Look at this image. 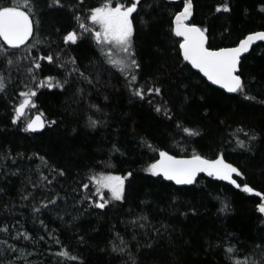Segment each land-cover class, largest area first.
<instances>
[{
    "label": "trees",
    "instance_id": "obj_1",
    "mask_svg": "<svg viewBox=\"0 0 264 264\" xmlns=\"http://www.w3.org/2000/svg\"><path fill=\"white\" fill-rule=\"evenodd\" d=\"M12 2L0 0V4L9 6ZM51 2L37 0L44 9L37 35L43 41L55 42L51 47L42 43L32 49V56L48 53L54 56L51 65L41 62L38 79L47 76L63 79L65 70L57 67L60 61L55 59L61 48L65 50L61 60L75 57L80 70L96 79L89 85L78 77L70 78L71 86L63 91L39 89L34 98L36 107L27 109L21 122L13 124V109L22 100L19 92L26 90L24 84L34 85L24 71L29 64L27 59L19 61V71L12 70L7 94H0V157L7 154L15 159V163L12 159H0V167L7 173V176L0 173V189L3 190L0 191V226L19 220L17 226L21 230L37 238L45 236L44 241L34 246L24 241L28 249L44 253L42 264H57V258L51 253L61 246L41 229L40 219L72 255L84 259L86 264H125L126 255L112 252V247L119 244L117 233L129 243L130 251L140 264H226L218 250L209 247V242L219 243L225 234H234L246 245L238 256L250 254L253 242L258 243L264 231V216L257 210L258 204L264 202V104L260 103L264 101V43L253 47L241 62L248 94L256 99L248 101L238 94H226L211 86L181 56L177 43L181 41L172 30L175 15L182 11L183 3L146 0L143 11L138 16L134 14L135 46L142 71L133 87L142 86L147 91L155 83L162 89V96L153 94L140 101L131 97L124 77L108 63L93 38H86L77 45L62 43L63 35L78 29L73 12L81 16L82 22L89 23V8L100 6L105 0H85L83 5L78 0H61L65 7L47 8ZM117 2L126 0H113ZM225 2L232 12H216L215 8ZM261 3L264 0H193L191 23L208 28L210 48L234 47L249 34L264 31V13L259 12ZM11 51L16 52L17 57L27 55L23 48ZM80 89H83L82 96ZM148 100H152V104ZM165 102L176 114L173 120L153 110V105ZM37 113H43L46 121L56 120L57 123L41 133L25 132L26 121ZM89 118L106 123L92 129ZM176 124L198 128L201 135L188 137ZM241 127L261 137L252 152L234 150V139H245L243 133L238 132ZM229 140L233 143L229 144ZM113 145L119 152L113 150ZM159 151L178 157L191 156L195 151L209 159L223 152L226 161L244 173L243 177L233 178L242 187L243 184L252 187L254 192L244 193L242 188L236 189L206 174L189 187H178L163 177L151 176L144 169L155 162ZM40 157H44L50 167L64 170L66 176L57 177L52 185H42L34 191L29 178L37 183L40 173L51 178L49 168L43 166ZM105 162L114 167H102ZM101 171L117 175L133 172L132 179L126 182L127 201L114 202L104 210L91 208L85 212L87 204L81 205L80 198L95 191L88 177ZM14 172L18 174L12 175ZM84 183H89L88 192L82 188ZM255 192L262 195L256 196ZM22 193H33L35 199L21 200ZM56 194L62 198L56 205L42 210V214H33V205L39 207L41 201L55 198ZM105 196L107 198V192ZM222 201L230 203L229 212H220ZM10 205L12 207L5 211ZM37 215L39 219L33 223ZM140 215L148 217L150 223H146V229L149 232L152 225L159 228L161 223L174 229L171 236L174 243L170 244L165 234L153 248L138 249L137 241L151 242L142 235L144 229H137L136 240L132 238L133 227L129 222Z\"/></svg>",
    "mask_w": 264,
    "mask_h": 264
},
{
    "label": "snow or ice",
    "instance_id": "obj_2",
    "mask_svg": "<svg viewBox=\"0 0 264 264\" xmlns=\"http://www.w3.org/2000/svg\"><path fill=\"white\" fill-rule=\"evenodd\" d=\"M84 2L85 0H78L80 5H83ZM145 4L146 0H126V2L117 3H113V0H105L100 6L89 8L87 15L89 23L82 22L81 16L75 15L74 11L73 18L78 22V29H72L62 37L64 45H77L86 38H93L97 45L100 46L104 57L108 59V63L116 67L117 71L124 77L131 97L140 101H144L146 97H150L153 94L157 97L162 96V89L156 86L155 83L148 87L147 91L142 86L133 87L138 81L139 73L142 71V65L137 58L135 46L137 29L134 25V19L136 18L134 14L138 16L143 11ZM46 7L63 8L65 5L61 3V0H52ZM193 8V0H184L183 10L179 14H176L174 19L172 31L176 37L182 38V42L177 41V43L179 50H182L183 59L202 73L211 84L218 85L221 89L226 90L227 93L238 94L245 100H255V96L248 94V86L242 79L241 57L244 53L250 51L254 42L264 41V31L249 34L246 39L240 41L237 47H223L213 50L208 46V28L197 26L195 23H189L193 16ZM43 11L44 9L40 8L37 0H13L10 6L8 4H0V61H2L0 69H3L0 70V94H7L9 83L12 82V70L15 68L19 71V61L25 59L29 61V64L25 66L24 71L28 74L32 85H34V87H29L28 84H24L26 90L19 92V97L22 100L13 109V124L21 122L22 118L26 115L27 109L36 107L34 98L38 96L39 89H60L63 91L66 86H71L70 78L75 79L78 77L81 82H86L89 85H93L94 79H96L80 70L75 57L61 60V57L65 53L63 48L55 56V59L60 61L57 67L65 70L63 79H57L54 76L38 79V72L42 70L41 62L46 61L49 65L54 62V56L51 53L39 56L31 55L32 49L37 48L40 44L48 43V47H51V44L55 43L54 41H43L37 35L40 31V16ZM215 11L218 13H231L232 8L229 3L225 2L217 6ZM259 12L264 13V3H261ZM29 41H32V43L29 44ZM22 48L27 55L17 57L16 52L11 51ZM114 53L119 54V59L113 58ZM69 65H71L70 70H68ZM79 91L82 96L83 89ZM148 103L152 104V100H148ZM260 103L264 104V101H260ZM153 110L167 120H173L176 115L172 108L167 105V102L163 105H153ZM207 115L208 113L205 112V116ZM42 117L43 113L35 116L34 119H28L23 130L28 133H36L57 123L56 120L46 121ZM104 123L106 121L89 118V127L92 129L102 126ZM176 127L188 137H198L201 135L198 128L186 127L183 124H176ZM238 132L243 133L245 139L235 138L234 150L240 149L252 152L255 142L261 139V137L257 136L255 131H245L242 127L238 129ZM228 143L232 144L233 140H229ZM147 147L149 149L152 148L151 145H147ZM113 150L119 152V148L115 145H113ZM0 159H12V162L15 163V159L7 154L0 157ZM40 160L45 168H49L51 178L43 173L39 175V183L31 181L29 178L28 182L34 191L42 185L44 187L52 185L57 180V177L66 176L64 170L50 167L44 157H40ZM101 166L114 167V165L106 164V162L102 163ZM144 171L154 177H163L168 181L174 182L176 185H194L198 182L197 178L203 173L207 177L219 181H227L229 184L234 185L236 189L242 188L244 193L254 192L252 187L247 184H243L242 187L241 183H238L237 179L233 178L234 176L243 177L244 173L232 163L227 162L223 152L218 153L216 158L209 159L195 151L187 158H178L175 155L169 154L168 151H159L158 158L155 162L150 163ZM0 173L7 176L2 167H0ZM17 174L18 172L12 173V175ZM132 177V171H128L122 175L101 171L98 174L89 176V183L94 186L95 191L91 195L81 196V205L87 204V207L83 210L85 212L91 208L104 210L114 202H119L120 204L126 203L128 198L126 182L130 181ZM89 183L82 185L84 192H88ZM48 190L52 191L50 188ZM0 191L3 190L0 189ZM73 191L76 190L73 189ZM105 192L108 193L107 198ZM254 194L256 196L262 195L260 192H255ZM30 197L33 200L35 199L33 193H22L20 199L29 200ZM94 197H98L99 199L96 200ZM60 199L62 198L56 194L55 198H47L46 202L41 201L39 207L33 205V214H42V210L56 205ZM11 207V205L8 206L5 211H8ZM230 210V203L222 201L220 212L227 213ZM257 210L264 216V202L258 204ZM192 212L195 214L196 210L193 209ZM183 215L187 216L188 213H183ZM59 218L63 219V217ZM36 219H39L38 215L33 220V223L36 222ZM74 219H78V217ZM19 223V220H16L15 223L4 222L0 226V234L10 237L16 242L9 243L8 239L0 240V264H32L29 257L33 253L26 250L27 245L20 246V241L23 240L34 246L45 240V236L43 235L37 238L27 230L21 231L17 228ZM129 223L133 227V240L137 238V229H144L142 235L151 241L143 244L137 241L138 249L141 247L153 248L160 239L165 237V234L168 236L169 243H174L171 239L174 229H170L167 224L161 223L159 228L152 225L151 232H149L146 229V223H150L147 216L140 215ZM39 224L45 234L49 235L55 244L61 246L60 250L51 253L52 256L57 258V264H63L65 261H76L78 264H86L84 259L72 255L61 244L59 237L53 234L44 220L40 219ZM13 230H15L14 233ZM153 232L155 233L154 236L152 235ZM117 238L119 239V244L112 247V252L118 253L120 256L126 255L128 260L125 261V264H140L137 257L130 251L129 243L123 237H120L119 233H117ZM83 239L81 236L80 240L83 241ZM209 247L216 248L218 254H221L225 258L226 264H264V231H262L259 242H253L250 254L238 256L240 249L245 248L246 245L242 244L234 234H225L220 238L219 243L209 242Z\"/></svg>",
    "mask_w": 264,
    "mask_h": 264
},
{
    "label": "water",
    "instance_id": "obj_3",
    "mask_svg": "<svg viewBox=\"0 0 264 264\" xmlns=\"http://www.w3.org/2000/svg\"><path fill=\"white\" fill-rule=\"evenodd\" d=\"M167 1H169V2H172V3H179L180 1H184V0H167ZM183 10V9H182ZM192 18H193V16H192ZM192 18H191V20L189 21V23L192 21ZM198 26V25H197ZM251 34H253V33H251ZM179 38V37H178ZM179 39H181L182 40V38H179ZM244 39H246V37L244 38ZM244 39H242V40H244ZM241 40V41H242ZM182 42V41H181ZM240 43V42H239ZM239 43L236 45V46H234V47H237L238 45H239ZM260 43H264V41H256V42H254L253 43V45H252V47H251V49H250V51L249 52H247V53H244L243 55H242V57H241V60L245 57V56H247L250 52H251V50L253 49V47H255L256 45H258V44H260ZM223 48V47H222ZM213 50H216L215 48H212ZM180 52H181V56H182V58H183V54H182V50H180ZM184 60V59H183ZM185 61V60H184ZM194 71H196L197 73H199L211 86H213V87H215V88H217V89H219V90H222V91H224L226 94H229V95H233V94H235V93H227V91L226 90H224V89H221L218 85H213V84H211V82L210 81H208L207 80V78L206 77H204L203 76V74L202 73H200L197 69H195V68H193L187 61H185ZM37 115H40L39 113H37V114H35L34 115V117L32 118V119H34L35 118V116H37ZM43 119H44V117H42ZM42 131H40V132H36L35 134H37V133H41ZM178 157V156H177ZM179 158V157H178ZM201 175H203V173L201 174ZM200 175V176H201ZM199 176V177H200ZM198 177V178H199ZM198 178H197V180H198ZM166 180V179H165ZM167 182H170V183H173L175 186H178V187H189V186H192V185H176L174 182H172V181H168V180H166ZM224 182H226V183H228L227 181H224ZM229 184V183H228ZM229 185H231V184H229ZM231 186H233V187H235L234 185H231Z\"/></svg>",
    "mask_w": 264,
    "mask_h": 264
},
{
    "label": "rangeland",
    "instance_id": "obj_4",
    "mask_svg": "<svg viewBox=\"0 0 264 264\" xmlns=\"http://www.w3.org/2000/svg\"><path fill=\"white\" fill-rule=\"evenodd\" d=\"M113 58H116V59H119V54L118 53H114V56ZM18 229H20L18 226H17ZM21 230V229H20ZM23 231V230H21ZM15 232V230H13V233ZM3 239H8V242L9 243H16L13 239H11L10 237H6L4 236L3 234H0V240H3ZM20 246H25L24 244V241L21 240L20 241ZM26 250L28 252H32L33 255L29 257V260L32 261V264H42V262L45 260V256H44V253H40V252H37L35 250H31V249H28L26 248Z\"/></svg>",
    "mask_w": 264,
    "mask_h": 264
},
{
    "label": "bare ground",
    "instance_id": "obj_5",
    "mask_svg": "<svg viewBox=\"0 0 264 264\" xmlns=\"http://www.w3.org/2000/svg\"><path fill=\"white\" fill-rule=\"evenodd\" d=\"M184 1H180L179 3H183ZM242 62V60H241ZM32 134H35V133H32ZM187 157H190V156H186V157H179V158H187Z\"/></svg>",
    "mask_w": 264,
    "mask_h": 264
}]
</instances>
